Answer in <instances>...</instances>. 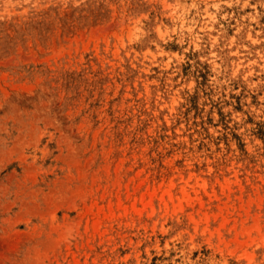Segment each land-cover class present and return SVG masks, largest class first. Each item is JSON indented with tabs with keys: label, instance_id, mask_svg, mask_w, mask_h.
<instances>
[{
	"label": "rangeland",
	"instance_id": "374dc122",
	"mask_svg": "<svg viewBox=\"0 0 264 264\" xmlns=\"http://www.w3.org/2000/svg\"><path fill=\"white\" fill-rule=\"evenodd\" d=\"M0 264H264V0H0Z\"/></svg>",
	"mask_w": 264,
	"mask_h": 264
}]
</instances>
